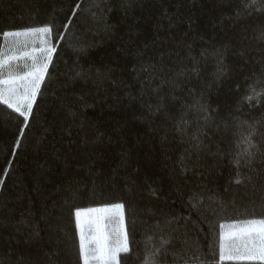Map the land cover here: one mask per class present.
Wrapping results in <instances>:
<instances>
[{
	"label": "trees",
	"instance_id": "trees-1",
	"mask_svg": "<svg viewBox=\"0 0 264 264\" xmlns=\"http://www.w3.org/2000/svg\"><path fill=\"white\" fill-rule=\"evenodd\" d=\"M77 2L81 9L49 64L15 156L18 117L0 103V264H80L71 205L117 202L126 204L133 247L121 254L123 264H142L162 211L188 217L201 260L213 264L220 223L264 219V156L257 154L237 185L233 166L216 155L242 150L236 141L247 124L256 127L253 143L264 144V106L243 99L249 85L262 87L264 12L251 0H128L126 14L122 0H103L101 18V0H0V61L13 39L3 32L47 24L63 32ZM214 48L225 49L219 76ZM160 99L175 123L198 100L210 107L215 124L205 129L202 151L173 130L165 111L146 115L145 105ZM232 113L247 123L237 128ZM195 131L193 124L188 132ZM194 191L202 193L199 210L188 203ZM34 231L39 237L30 240ZM174 234L178 246L184 229Z\"/></svg>",
	"mask_w": 264,
	"mask_h": 264
},
{
	"label": "snow or ice",
	"instance_id": "snow-or-ice-1",
	"mask_svg": "<svg viewBox=\"0 0 264 264\" xmlns=\"http://www.w3.org/2000/svg\"><path fill=\"white\" fill-rule=\"evenodd\" d=\"M103 0L96 5L99 10L96 15L103 16L104 9L102 8ZM252 4H259L258 10L264 12V0H251ZM128 0H122L121 7L124 8L127 14L130 7ZM229 9L233 7L230 2ZM81 9L80 3H75L71 8V17L67 23L63 25L65 31L58 32L54 26L47 24L39 28H30L25 31H5V38L12 36H34L40 38L42 47L38 51L42 54V58L35 55L36 49L32 52L25 51L22 57H8L5 61H0V85H4L0 89V103L7 105L14 113L17 114L19 127V135L15 137V143L11 148L10 154L17 155V149L21 144V138L25 135L26 129L30 126L31 118L33 117V107L37 102V95L40 91V85L43 82L46 73L48 72L49 64L52 62L54 54L57 53L58 46L63 43L66 37L67 29L71 26V20L75 18ZM242 13L237 10V17ZM169 26H172L176 21L169 17ZM264 37V33H262ZM189 51L191 48L189 46ZM202 56H208L209 53H201ZM217 60V74L222 75L224 69L225 49L214 48L212 53ZM26 57L32 61L28 70L23 74L13 73L10 70L8 61ZM195 60L196 58L193 57ZM8 68V75L4 77V71ZM152 72H155V67H152ZM183 73H177V76ZM251 79V77H249ZM173 83H179L174 81ZM256 84L262 85L261 90H256V85H249L250 94H246L243 99L249 102V106H253L252 102L260 103L264 106V70L261 71L260 77L256 80ZM239 91V88L237 89ZM159 95V94H158ZM147 116L165 111L163 99L157 101L155 105L148 103L145 105ZM186 114H182L179 118V123H175L173 117L165 111L167 119H173L174 131H178L181 138L188 136V142L192 148L197 151L204 149L203 140L207 139L205 129H210L215 124L214 118L209 115L210 107L203 99L196 101L191 108L185 110ZM187 115H192L194 119L189 120ZM237 121V128L244 126L247 122L240 120L235 113L230 114ZM195 124L196 131L189 134L188 129ZM230 122H225L226 131L230 129ZM256 134L255 124H247L246 133H240L241 139L236 141L237 148L242 143V150L229 149L228 151H217L216 155L221 158H226L235 170L236 178L234 183L237 185L243 183L242 172L245 168H251L254 163V158L257 154L264 156L261 148L253 143V137ZM264 137V133H261ZM12 163L13 161H6ZM183 166V162H182ZM264 167V163L261 164ZM7 171V169H5ZM152 195H157L155 191ZM202 199V193L192 192L188 197V203L193 209L199 210V205ZM71 215L74 217L75 226L79 237V262L80 264H123L121 254L131 255L133 251L132 240L130 233L126 227V204L117 202L107 204L101 207H78L71 205ZM113 226L111 231H108L109 226ZM184 229V239L176 242L178 236L174 233H179L180 229ZM219 245H218V260L213 254V264H222L224 261H264V219H248L243 223L219 224ZM159 237V242H155V237ZM39 237L38 232H33L30 235V240ZM151 242L143 255L142 264H207L200 258V250L196 242L191 241V236L188 230V217L179 216L175 213L163 212L159 216L157 223L152 227V235L148 237ZM180 253V255H177ZM169 255L173 256V260L169 261Z\"/></svg>",
	"mask_w": 264,
	"mask_h": 264
},
{
	"label": "rangeland",
	"instance_id": "rangeland-1",
	"mask_svg": "<svg viewBox=\"0 0 264 264\" xmlns=\"http://www.w3.org/2000/svg\"><path fill=\"white\" fill-rule=\"evenodd\" d=\"M20 39H27L26 40V43H27V48L23 49L22 51L18 50L16 51L18 48L17 46L18 45V41ZM11 44L9 42V45H7V49H5V53L3 54L2 56V60L1 61H5L7 60L8 57H22V54L27 51V52H32L33 49H36L37 51L35 52V55L38 57V58H42V54L38 51V49L40 47H42L41 43H40V38L39 37H34V36H19V37H16V36H13V39L11 40ZM16 41V42H15ZM37 45V48H35V46ZM20 47V46H19ZM27 62H30L29 66L31 65L32 61L26 57H23V58H20V59H16V60H12V61H8V64L10 65V70L15 74V73H19V74H23V72L27 71L28 70V67L26 65L25 67V64ZM8 75V68L6 66V70L4 71V77L6 78ZM5 86L4 85H0V89H3ZM259 220V219H258ZM243 223V222H241ZM233 224V223H232ZM112 227L113 226H109L108 227V231H111L112 230ZM77 230V229H76ZM77 236H78V232H77ZM78 241H79V237H78Z\"/></svg>",
	"mask_w": 264,
	"mask_h": 264
}]
</instances>
